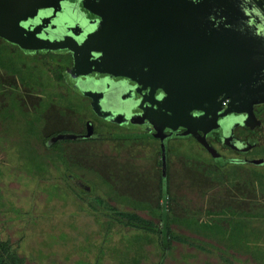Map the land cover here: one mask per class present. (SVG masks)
Here are the masks:
<instances>
[{
	"label": "rangeland",
	"instance_id": "rangeland-1",
	"mask_svg": "<svg viewBox=\"0 0 264 264\" xmlns=\"http://www.w3.org/2000/svg\"><path fill=\"white\" fill-rule=\"evenodd\" d=\"M62 1L64 9L51 5L39 7L40 13L32 11V0H5L0 6L11 12L31 11L34 16L27 13L21 18V31L63 35L64 43L74 41L81 47L79 25L62 20L72 0ZM6 15L16 17V13ZM94 24L101 27V18ZM115 34L117 30L101 36L111 43L106 46L100 40L101 49L117 55L116 42L120 53L127 55V37L119 39ZM149 39L146 35L147 43ZM17 45L0 35V240L10 242L28 264H264V162H232L242 155L220 140L221 147L217 141L206 144L204 137L194 135L169 138L163 144L161 138H152L156 125L147 117L149 109L156 113L161 106L145 110L143 106L149 104L142 105L127 79H85L80 66L76 83L65 77L58 80V71L68 60L66 53L49 56L44 54L47 50L39 49L41 54L31 57L37 49ZM90 48L95 56L94 47ZM173 48L153 50L162 64ZM144 53L138 51L136 56L144 61L148 57L152 63L155 55ZM84 61L81 54L80 63ZM27 70L34 75L24 78L30 84L23 85L21 72ZM202 78L200 74L195 79ZM182 86L184 91L172 90L173 97L192 93L187 89L193 85ZM90 88L97 93V108H91V101L84 97L83 90ZM12 101L16 103L14 123L8 118L11 124L1 125L3 110H10ZM258 120L264 124V110ZM232 122L224 128V139L235 128ZM90 128L95 139H59L47 148L50 137L85 134ZM141 130L150 133L142 138L122 136ZM235 145L242 147L237 141ZM255 150L249 157L264 160V145ZM68 176L85 184L87 191L75 187ZM161 191H166L165 198ZM163 209L178 238L163 246L158 232L130 228L121 220V214L131 213L162 229ZM234 213L241 219L243 237L231 228L226 230L234 232L231 237L221 241L213 232L234 226ZM250 232L253 236L247 237Z\"/></svg>",
	"mask_w": 264,
	"mask_h": 264
},
{
	"label": "water",
	"instance_id": "water-1",
	"mask_svg": "<svg viewBox=\"0 0 264 264\" xmlns=\"http://www.w3.org/2000/svg\"><path fill=\"white\" fill-rule=\"evenodd\" d=\"M4 1L0 0V4ZM177 1L72 0L70 11L78 10L83 15H77V17L85 18L80 22L74 18L77 22H72L68 18V11H65L66 16H63L62 20L68 21L73 26L75 24L79 25L78 39L81 47L74 41L64 43L62 40L63 35L55 37L50 35L49 32L40 31L39 29L21 31V18H25V15L31 11L25 12L15 9L11 12L0 6V35L16 41L18 46L24 49H37V51L39 49L52 51L51 49H53L70 52L73 61L72 67L65 70L63 77L66 80L69 79V82H72L71 84L76 83L75 81L78 80L77 69L80 66H82V72L87 75L84 77L85 79L93 80L96 78L98 81L116 78L127 79L134 90V95L142 99V105L144 103L149 104L143 106L145 110L156 104L161 106L156 112H161V114H156L152 109H149L147 117L156 125V131L159 133L158 137L161 138L163 144L169 137L164 132L169 130L170 135H176L177 129L183 128L184 131L178 133V136L195 135L197 138H202L198 136V132H203L204 135L212 131L222 133L225 126L232 122L230 118L237 119V121L232 122V126L239 123L251 124L254 120L253 105L264 102V95H262L264 92V78H262L264 61L259 62V59L256 58L244 62L246 59L235 55H239L245 45L257 43L264 49V5L259 0H220L223 3L220 7L225 5L233 15L234 24L239 21L245 24V28L237 30L234 35L226 36L227 27L224 24L217 26L215 30L217 33H211L213 38L209 36L202 43L201 49L197 50L199 55L195 61L196 51L189 49L183 52L185 48L180 47V38L185 36L183 32L185 30L188 32V19H181V13L178 11L180 8L182 11L184 7L178 4ZM200 1V10L203 14L208 15L211 5H215V0ZM32 2V11H36V13H40L39 7L46 8L53 5V8H65L62 0L48 2V4L36 0H32ZM105 3L111 4L110 8L106 9L104 7ZM196 11H199V8ZM151 12L153 14L149 15ZM6 13H16V17H8ZM169 13H177L178 15L170 16ZM100 18L102 26L98 27L99 23L94 24V21L100 20ZM129 18L134 21L129 22ZM135 20L137 24L134 23ZM115 22H117V25H115ZM114 26L116 28L111 30ZM60 28L63 29V27ZM151 29L157 37L162 38L158 41L161 44L150 38V33L146 34ZM183 29L185 30L183 31ZM116 30L118 34H115V38L123 39V37H127L126 46L124 47L125 50H128L127 55L120 53L121 50L117 48L119 45L116 42L114 48L118 52L117 55L105 53L107 51L100 47V40L106 46L111 44L105 38L101 39V36H109L110 33L116 32ZM134 30H140L143 34L136 37L137 34H134ZM164 34L168 35L166 41L169 43L163 41L166 37ZM146 35L150 38L149 43L146 42ZM231 42L233 45L230 44ZM148 45L153 48H147ZM90 46L94 47L92 50L98 53L97 57L91 55ZM155 47H174L173 54H168L167 62L161 64L157 52L153 50ZM248 49L249 51L252 50ZM138 51L145 52L144 55L146 56L151 52V58L156 54L157 59L154 57V61L151 63L147 60V57L144 61L141 57L136 56ZM200 53L203 54L199 62ZM81 54L85 58L83 63H80ZM128 56H130L129 59H124ZM157 67H159V71ZM200 73L204 78L196 80L199 78ZM183 83H190L194 86V88L189 86V89H187L192 93L187 95L184 93L181 97L177 95L173 97L172 90L179 88L184 91ZM77 88L81 89L80 85ZM159 91H163L164 94L160 95ZM83 92L85 96L91 99V106L97 108L99 104L95 98L97 93L91 88L84 89ZM98 96H100L99 93ZM92 99H95V101ZM224 100H227L230 104L228 109L220 107L221 102ZM227 117L228 120L225 121L224 119ZM95 138L96 136L90 128L86 130L85 134L80 135L57 134L50 138L49 144L59 139L86 140ZM230 139L231 137H227L225 140ZM214 153H216L215 150Z\"/></svg>",
	"mask_w": 264,
	"mask_h": 264
},
{
	"label": "flooded vegetation",
	"instance_id": "flooded-vegetation-1",
	"mask_svg": "<svg viewBox=\"0 0 264 264\" xmlns=\"http://www.w3.org/2000/svg\"><path fill=\"white\" fill-rule=\"evenodd\" d=\"M259 1L264 5V0H259ZM200 2H201L200 0H178L177 1L178 4H181V6L184 7L182 11H181V8L178 11L179 13H181L180 14L181 19H186V18L188 19V24H187L188 32L185 29H183V31L185 30L183 32L185 34V36H182L180 38V40H181L180 47L185 48V50L183 52H186V50H189V49L196 51L195 52V59H194L195 61H196L197 56L199 55V51H197V50L201 49L202 43H204L209 38V36L213 38V36H211L212 35L211 33L216 32L215 30H216L217 26L224 24L227 27V30L225 33L226 36L234 35V33L237 30L239 31V29L245 28V24H242L239 21L234 24L235 19L233 18V15L228 11V9L225 7V5L220 7V5L223 4L220 0L214 1L215 5H211L210 12L208 15L203 14V12L200 10ZM187 6H191V7H187ZM198 8H199V11H196ZM192 9H194V11H196V12L192 11ZM70 10H71V8L68 5L67 11H68V15H69L68 18L70 21L77 22V21H75V19H77V20H79L78 22H80L85 18V17L84 18H78L77 12H75V11L73 12ZM150 14H153V12L149 13V15ZM175 14H177V13H172V14L169 13L170 16H174ZM167 19H168V17H167ZM83 22L85 23V21H83ZM138 22H140V21L138 20ZM134 23L137 24V21ZM185 24H186V22H185ZM180 26H181V24H180ZM235 26H238V27L236 28ZM245 32H247V31H245ZM135 33L137 34L136 37H140V34H143L140 30H134V34ZM149 33H150V35H149L150 38L154 39L155 42H157L158 44H161V42H158V41L161 40L162 38L157 37L156 34L154 32H152V29L147 31V34H149ZM164 35L166 37H164L163 41H166L168 39V35L167 34H164ZM237 38H238V36H237ZM166 43H169V42L166 41ZM230 44L233 45L232 42ZM248 48H250L252 50L249 51ZM241 51L242 52H240L239 55H235V56L243 57L244 59H246V60H244V62L248 61L249 59H256V58L259 59V62L264 61V49L261 48L257 43L247 45V46L245 45L241 49ZM36 52H38V51H36ZM95 54L96 55L93 57L98 56L97 52H95ZM202 54L203 53H200V57L198 59L199 62L202 58ZM155 56H156V54H155ZM164 62H167V57L164 59ZM262 78H264V74L262 75ZM262 95H264V92ZM260 106H264V102L253 105L252 110H253V114H254V120L251 124L244 125V124L239 123V124H236L234 126L235 128L233 129L232 133L230 135H228V137H231L230 140H225L223 138L224 137V135H223L224 129H223L222 133L219 131H212V132H210L211 135L210 134L204 135L201 132H198V136L205 137L203 141L206 144L210 143V141L211 142L217 141L219 143V140H220L221 143H225L226 145H228L232 151L242 155V157H240V158L237 157V158L230 159L232 162L242 161L246 164H248L250 162L255 163V164L263 163L264 162L263 160L254 159V158L249 157L250 156L249 153L257 146L258 143L262 142L260 136L264 130H260V126L257 123V117L255 115V112H256L255 109L260 107ZM220 107L224 108V109H226V108L228 109L230 107V104L227 100H224L221 102ZM179 132H181V131H179ZM169 133H170V131H169ZM122 136L127 137V135L125 136L124 134H122ZM236 141L241 143L242 147L236 146L235 145ZM218 145L221 147L220 143ZM213 149H214V147H213ZM218 155H219V153H218ZM219 157H220V159L225 160L220 155H219Z\"/></svg>",
	"mask_w": 264,
	"mask_h": 264
},
{
	"label": "trees",
	"instance_id": "trees-1",
	"mask_svg": "<svg viewBox=\"0 0 264 264\" xmlns=\"http://www.w3.org/2000/svg\"><path fill=\"white\" fill-rule=\"evenodd\" d=\"M62 53H66L68 55V60H66L65 62H63V65L65 67H63V65L60 67V71H58L60 73L59 74V77H58V80L59 79L64 80L62 77H63V74H64L65 70L67 68L72 67V63H73V61H72V54L70 52H62ZM62 53H58V52H54V51H50L49 50V51H47L44 54L49 55V56L52 55V56H58L59 57V56H64V54H62ZM21 54H23L25 56H28V57L30 56V55L24 54L22 51H21ZM39 54H41V53L36 52L31 57H35L36 55H39ZM12 67H13V65H12ZM42 67L43 66H41V68ZM13 68H15V67H13ZM42 71L44 72V70H42ZM31 75H34V73L31 72V71H29V70L25 71L24 73L21 72V82H22L23 85L30 84V83L24 82L23 79L26 78V80H28V79L30 80V77L32 78ZM52 78H53V76H52ZM28 82H30V81H28ZM65 85L76 96L77 93L75 92V90L72 89L66 83H65ZM84 97H86V96L84 95ZM88 99L91 101V99L89 97H88ZM9 107H10V110H8L7 108H4V110H3L4 114H2V117H1V125L4 122L6 124H11V122L14 123V120H15L16 116H15V113L12 112V109L16 107L15 101H12V103L9 105ZM90 107H91V103H90ZM263 110H264V106H260V107H258V108L255 109V111H256L255 112V115L257 117V123L260 126V130H264V124L261 123L258 120V117H259L260 113ZM92 112L95 113V111H93V110H92ZM94 115H96V114H94ZM8 118L11 119V122H7V120H5V119H8ZM112 124H114L115 127H118L119 126V128L125 129L126 131H130V130H127L125 127L121 126V125H117V123L116 124L115 123H112ZM179 131L183 132L184 129L182 128V129L178 130L176 135H170L171 133H169V131H165L164 133L166 135H169L168 139L169 138H176V137H185V138L186 137H188V138H191L192 137V135L178 136V133H181ZM149 133H150L149 131H142L141 133H138V134H131L130 133L129 135H127V137H129V138H142L143 136H146ZM153 133L155 134V137H152V138L153 139H157V138L159 139L157 131L155 130ZM260 137H261L262 142L258 143L255 148L264 145V131L262 132V134H261ZM49 139L47 141H49ZM67 140H80V139H67ZM46 142H45V146H47L46 145ZM48 145L49 146L47 148L50 147V144L49 143H48ZM255 148L252 151L255 152L256 151ZM26 150H27V148H26ZM221 161H225V160L221 159ZM160 166H159V170H161V167ZM68 179L70 181H72V184H74L75 187L81 188L82 191H87L86 185L85 184L82 185L83 183L80 182L79 180H76L74 177H70V176H68ZM161 187H162V182H161ZM161 194H162V198L163 197L165 198L166 191H161ZM236 216L237 215H235V213H234V216H233V218H234L233 221H235L234 222L235 223L234 226L230 224V227H228V228H225V229H220L219 228L218 233L217 232H213L215 235H218V237L220 238L221 241L222 240L225 241L228 238H230L231 235L235 231L236 232L234 234L236 236H240V238L243 237L242 233L240 232V228H242V227L239 224L240 222H238V221H241V219L235 218ZM121 218H122L121 220L124 222V225H126V226H128L130 228H134V229H138V230H142V231H155V232H158V235L162 239V241H161L162 246L164 245L165 242H167V243L169 242L170 243L172 241V239H174V238L178 239L177 236L172 232V229H171V226H170V224L172 223V221L169 219L168 213L164 209L162 210V213L160 215V219L163 222L162 229L161 228L160 229H156L150 222H148V221L140 218L137 215L131 214V213L121 214ZM153 228H155V229H153ZM231 228L234 229V232L232 234H230L231 232L230 233H227L226 230L229 231ZM246 235H247V237H248V235L249 236H253V233L250 232V233H247ZM226 243H227V245H231V242L230 241L229 242L227 241ZM163 248H166V247H163ZM0 264H28V263L26 262V260L21 255L18 254V252L16 251V249L12 246V244L10 242L0 240Z\"/></svg>",
	"mask_w": 264,
	"mask_h": 264
},
{
	"label": "built area",
	"instance_id": "built-area-1",
	"mask_svg": "<svg viewBox=\"0 0 264 264\" xmlns=\"http://www.w3.org/2000/svg\"><path fill=\"white\" fill-rule=\"evenodd\" d=\"M224 104V103H223Z\"/></svg>",
	"mask_w": 264,
	"mask_h": 264
}]
</instances>
